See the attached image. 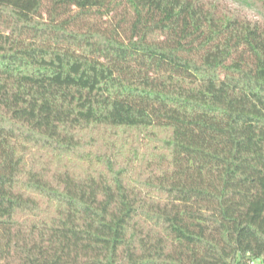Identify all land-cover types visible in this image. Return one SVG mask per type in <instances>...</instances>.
Wrapping results in <instances>:
<instances>
[{
	"label": "trees",
	"instance_id": "1",
	"mask_svg": "<svg viewBox=\"0 0 264 264\" xmlns=\"http://www.w3.org/2000/svg\"><path fill=\"white\" fill-rule=\"evenodd\" d=\"M254 261L264 0H0V264Z\"/></svg>",
	"mask_w": 264,
	"mask_h": 264
},
{
	"label": "rangeland",
	"instance_id": "2",
	"mask_svg": "<svg viewBox=\"0 0 264 264\" xmlns=\"http://www.w3.org/2000/svg\"><path fill=\"white\" fill-rule=\"evenodd\" d=\"M236 5L241 6V8L246 11L249 15L256 17V18H262L263 14L253 5L244 4L241 2H236ZM86 133V139L89 141V143H94L95 148H91L92 153L95 152V149H105L107 150L113 141H115L116 148L114 151L116 152V155H118L119 159H125L127 156L133 154L135 150H139V144L138 142L140 139L139 132L135 130H128V131H122V130H110V131H87ZM165 135L167 134H161L159 133V137L161 139L165 138ZM109 143L107 146L106 144ZM141 147V146H140ZM143 148V146H142ZM111 153L113 152V147L111 146L110 149ZM144 149L139 150V152L142 153ZM60 163H65L64 160H60ZM78 166V165H77ZM92 166H96L93 164ZM78 168H83L82 166H78ZM254 264H261V261H255Z\"/></svg>",
	"mask_w": 264,
	"mask_h": 264
},
{
	"label": "built area",
	"instance_id": "3",
	"mask_svg": "<svg viewBox=\"0 0 264 264\" xmlns=\"http://www.w3.org/2000/svg\"><path fill=\"white\" fill-rule=\"evenodd\" d=\"M255 262V261H254ZM254 262H252V264H254Z\"/></svg>",
	"mask_w": 264,
	"mask_h": 264
}]
</instances>
